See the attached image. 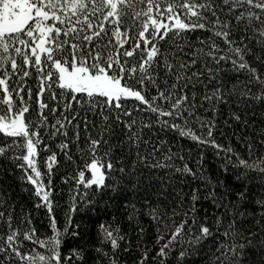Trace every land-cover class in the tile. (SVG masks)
<instances>
[{"label": "snow or ice", "instance_id": "6c2138e0", "mask_svg": "<svg viewBox=\"0 0 264 264\" xmlns=\"http://www.w3.org/2000/svg\"><path fill=\"white\" fill-rule=\"evenodd\" d=\"M179 140L210 147L224 179ZM188 178L208 189L211 223ZM120 206L135 246L104 219ZM133 251L131 264H264V0H0V264Z\"/></svg>", "mask_w": 264, "mask_h": 264}, {"label": "trees", "instance_id": "16d2710c", "mask_svg": "<svg viewBox=\"0 0 264 264\" xmlns=\"http://www.w3.org/2000/svg\"><path fill=\"white\" fill-rule=\"evenodd\" d=\"M227 114V109H225V115ZM234 146L236 147H242L241 145H236L235 141L233 140ZM179 144L183 145V149L185 153L188 152L189 149H191V156L193 158H196L198 153L204 154V160H203V167L205 169V174L207 176H210L213 181L216 179L223 180L224 176L218 171L220 168V159L217 157L213 150L210 147H196L194 145V142L191 140H179ZM175 150V149H174ZM193 167H195L194 164H192ZM65 172H72V165L68 164L67 162H62V165L60 167L59 172L54 176V183L57 186L58 194H57V200L60 205V209L57 210L56 215L58 220L61 222V225L63 224L64 220V214L69 207L70 201H69V188L70 184H62L60 183V176H62ZM178 184H180V187L183 188L184 192L187 193L192 188H200V195L201 200L197 203L196 207L199 210V217H203L205 214L208 216V222H212V216L214 213L217 212L216 207L212 203L210 199H203V196L207 193L208 189L206 187L202 186V181L200 180H192L191 178L188 179H182L177 181ZM25 202H27L26 195L24 196ZM139 206V205H138ZM126 209L122 206H120L117 209H112V216H115V220L113 221L111 217H104L106 222L109 223H122V226L126 232L130 234V237L133 241V244L135 246V243H137V234L136 231L133 228H130L126 221H123V214L125 213ZM127 211H131V209H127ZM33 223L35 224L38 233L46 232L47 229V218L44 215L43 210L39 213L34 212L33 213ZM96 216L95 214L91 215V218L89 215H86L83 210H79L77 213L73 214V223H79L81 225V232L84 235V240H94L95 234H96ZM123 221V222H122ZM143 222L146 228H148L149 233H153V229H151L148 226L147 217L143 218ZM145 239H147L149 242L153 239V235L148 234L145 236ZM143 241H140L142 243ZM135 257V251H133L132 254L127 256H122V259H127L129 261V264H131V261Z\"/></svg>", "mask_w": 264, "mask_h": 264}]
</instances>
